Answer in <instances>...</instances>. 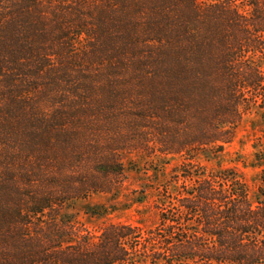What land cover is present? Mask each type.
<instances>
[{
	"label": "trees",
	"instance_id": "1",
	"mask_svg": "<svg viewBox=\"0 0 264 264\" xmlns=\"http://www.w3.org/2000/svg\"><path fill=\"white\" fill-rule=\"evenodd\" d=\"M252 1L243 15L198 0H105L96 24L80 22L71 39L75 27L59 16L72 0H0V264H264V191L252 201L233 172L193 161L218 157L250 109L264 106V0ZM81 2L99 9V0ZM81 43L84 58L72 57ZM40 86L44 102L27 107ZM51 86L67 90L52 99ZM128 89L140 90L136 127L155 131L163 155L184 157L180 185L159 201L154 229L110 224L92 240L70 205L110 193L125 171L118 154L131 150L79 148L71 126L118 117L122 106L103 98ZM52 132L53 195H24L28 176L42 173L26 172L19 155L40 153Z\"/></svg>",
	"mask_w": 264,
	"mask_h": 264
},
{
	"label": "rangeland",
	"instance_id": "2",
	"mask_svg": "<svg viewBox=\"0 0 264 264\" xmlns=\"http://www.w3.org/2000/svg\"><path fill=\"white\" fill-rule=\"evenodd\" d=\"M104 1L99 0L98 9V5H93V3L72 0L71 5L67 7L66 15L59 16L60 21L62 19L60 23H66L68 28L75 27L72 31L73 35H70L71 39L76 38L75 34L80 22L85 25L96 24L94 19L99 15L101 6L103 11L106 10ZM198 2L206 6L225 3L235 7L243 15L250 12L249 5L253 3L252 0H198ZM146 14L147 12L145 16L137 19L145 18ZM84 17L87 20H83ZM104 20L107 25L109 20ZM136 29L139 33L144 32V24L137 22ZM87 46L88 44L81 43L73 48L71 56L83 59ZM46 90L48 87L40 86L32 92V96L28 95L25 100L28 101L26 102L27 107L31 102L34 107L42 104ZM66 90L65 86L59 88L51 86L48 92L51 93L53 99V94H62ZM133 90L128 89L129 97L103 98L106 103H116L118 107L122 106L120 108L123 111L118 113V117L116 115L105 116L100 113L96 118L88 119L87 117L84 122L78 123L85 125L71 126L72 130L76 126L81 133L79 148L99 145L98 147L105 149L112 144L117 149L131 150L128 153L118 154L120 155L118 159L125 171L123 177L111 178L114 187L110 193L92 195L86 200H78L70 205L69 213L75 215L79 228L92 240H96L101 230L110 224H130L143 230L154 229L158 224L160 213L159 201L167 194L166 192L174 195L175 188L180 185V182L179 184L175 182L174 172L185 162L184 157L163 155L154 144L158 139L155 131L152 128L138 129L136 127L137 124L133 123L136 115L134 109L138 103L136 93L138 94L140 90ZM90 101H94L96 105L101 104L99 98ZM259 103L243 117L233 140L224 146L218 157L214 158L206 153L193 160L196 165L203 167L207 172L213 173L220 170L233 172L246 185L252 201L259 189L264 191V106L258 107ZM50 139L51 144L41 148L40 153L24 150L19 155L26 172L32 169L35 172L40 167L42 173L40 179H31V176H28L30 181L34 180V186L25 190L24 195L33 193L53 195V132ZM43 159L44 162L40 163L39 160ZM22 181L26 183L28 178L24 176ZM165 256L169 263L178 260L171 255Z\"/></svg>",
	"mask_w": 264,
	"mask_h": 264
}]
</instances>
